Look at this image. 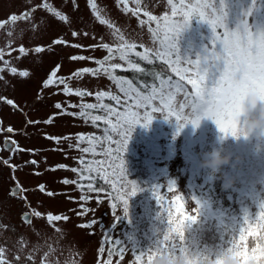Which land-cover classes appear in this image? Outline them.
I'll return each mask as SVG.
<instances>
[{"label":"rangeland","instance_id":"obj_1","mask_svg":"<svg viewBox=\"0 0 264 264\" xmlns=\"http://www.w3.org/2000/svg\"><path fill=\"white\" fill-rule=\"evenodd\" d=\"M42 2L0 0V20H6L13 14L31 13L28 21L0 29V49L5 52L4 60L18 69L16 74L8 69L0 72V248L4 249L10 264H43L45 252L61 261L68 254L73 264H108L109 261L110 264H136L132 244L124 237L126 222L123 220L113 228L115 216L121 212L120 207L114 215L108 197L104 193L88 192L86 187L82 190L78 184L86 185L88 181H81L79 171H72L83 167L81 159L89 162L103 159L101 144H98V152L95 149V153H85L82 149L92 145L89 140L81 138L93 135L103 143L107 126L103 120L96 124L92 119L78 115L81 112L79 106L91 103L117 107L115 100V104L110 101L111 95L123 98V94L116 81L103 71L97 75L84 73L80 77L73 74L84 68L100 67L96 61H103L109 55L107 49L100 45L108 44L115 48L120 43L119 35H113L115 28L120 29V34L129 43L153 47L149 26L142 25L140 21L148 19L145 11L162 16L166 11L170 12V8L167 0H139V5L130 0L128 8H141L137 17L131 11L123 10V4L118 5L117 0H95L102 15L112 21L114 27L109 28L96 19L89 0H50L56 10L69 18L68 21L59 20L43 8L32 11ZM237 6L233 0H228L232 26L237 20L234 12ZM252 27L264 29V20H253ZM8 31L13 35L9 36ZM73 31L78 35L73 37ZM206 31L204 26L193 22L179 41L182 49L188 44L195 47ZM56 39L66 40L68 44H53ZM72 44L82 47H72ZM20 46L28 50L27 55L20 54ZM38 46L44 51L35 53L33 50ZM73 55L92 59L73 61L69 59ZM109 63L127 67L118 55ZM57 65L60 66L57 75L64 77L73 90L80 88L91 95H66L64 85L54 84L45 88L44 81ZM0 67H3V61H0ZM23 70L29 72L28 77L19 76V71ZM97 92L110 95L97 101ZM8 100L13 104H8ZM56 103H60L62 108H55ZM85 111L91 116L106 114L101 108H97L95 113L88 109ZM153 115L155 119L150 125L146 128L137 125L131 137L133 149L151 157L157 164L159 186L174 182L188 208L194 205L192 198H197L200 204L222 213L227 219L243 214L246 208L255 212L257 204L264 203V139L225 136L208 118H202L196 127L187 124L177 134L174 118L165 120L159 112ZM9 127L12 132L7 131ZM5 140L10 142L9 148L5 147ZM150 147L156 152L151 154ZM218 147L231 154L230 164L215 171L201 167L204 154ZM31 160L37 163H28ZM65 179L77 183L64 184L62 181ZM229 180L234 183L225 190L222 185ZM99 181L102 184L103 180ZM14 183L21 191L12 189ZM40 185L45 186L44 192L39 190ZM48 192L53 195L49 196ZM163 192L166 193V188ZM82 194L90 199L81 201ZM171 195L167 194V198L170 199ZM98 196L102 203H97ZM82 204L89 211L78 215ZM37 211L42 214L40 217L35 216ZM26 212L29 213L28 222L22 219ZM49 213L67 216L68 219L48 222ZM85 224L91 226L81 227ZM134 230L136 242H149L144 231ZM105 233L122 243L126 249L123 259L119 246L109 255L110 245L104 242ZM101 246L104 247L103 252L100 251Z\"/></svg>","mask_w":264,"mask_h":264},{"label":"snow or ice","instance_id":"obj_2","mask_svg":"<svg viewBox=\"0 0 264 264\" xmlns=\"http://www.w3.org/2000/svg\"><path fill=\"white\" fill-rule=\"evenodd\" d=\"M129 2L130 0H117L118 5L123 4V10L131 11L133 15L139 17L141 8L139 6L132 9L128 8ZM131 2L139 5V0H131ZM227 3L228 0H167V7L170 8V12L166 11L162 16H154L145 11L144 15L148 19L140 21L142 25L147 24L149 26L148 30L152 34L153 47H146L141 44L139 47L144 48V51H136L137 45L126 41L124 36L120 34V29L115 28L113 35H119L120 43L115 48L108 44L100 45L109 53L103 61H96L100 67L95 69L84 68L73 74L80 77L84 73L97 75L103 71L116 81L123 94V98L111 95V99L117 102V107L91 103L79 106L81 112L78 115L90 118L93 122L103 120L107 127L104 129L103 143L98 137H89L88 140L92 146L82 149L85 153L90 151L95 153V144H101L103 159L93 160L89 163L81 159L80 163L83 167L79 170L72 169L73 172L79 171L81 181H88L86 185L78 184V187L82 190L86 187L88 192L104 193L110 200V207L114 215L117 207L121 206L123 216L127 217L129 198L143 190L136 182L128 179L123 158L131 134L137 125L148 127L154 118L153 113L159 112L165 120L175 119L177 132L186 124H192L195 127L202 118H208L225 136H235L238 129L234 114L238 96L247 86H253L258 88L264 97V30L260 27L248 26L252 25L253 20H264V0H233V3L238 5L234 8L237 18L234 26L229 22ZM89 6L101 24H106L109 28L114 27L112 21L102 15L95 0H89ZM38 8L47 10L61 21L69 20L66 15L52 6L50 0H43L32 11ZM30 15V12L10 15L6 20H0V29L10 25L14 26L19 21H28ZM245 19L247 24L242 25L241 21ZM193 22L196 25L204 26L207 31L203 39L198 40L195 47L188 44L182 49L179 41L183 34L192 27ZM152 24H155V27H152ZM7 34L11 36L13 32L8 31ZM77 35L76 31L72 32L73 37ZM53 44L67 45L68 41L56 39ZM71 46L82 47L77 44ZM33 51L41 53L44 48L38 46ZM19 52L21 55L28 54V50L23 46L19 47ZM133 54L153 67L159 61L161 65L166 66V69L147 70L130 59ZM117 55L121 61L125 62L126 68L120 63H109ZM4 56L5 52L0 49V61H3L0 72L8 69L12 74H16L18 72L17 67L10 66L9 61L4 60ZM69 59L76 61L92 59V57L73 55ZM59 68L60 66L57 65L51 71L44 81L45 88L54 84L64 85L63 92L66 95L75 94L79 97L91 95V93L80 88L73 90L64 77L57 75ZM116 69L123 71L131 69L134 73L152 76L153 79L149 83L148 81H133L132 79L117 77L113 75ZM19 76L28 77L29 72L26 70L19 71ZM105 95L110 94L97 92V101H101ZM7 103L13 104V101L8 100ZM55 108L61 109L62 105L56 103ZM97 108L103 109L106 114L91 116L89 112L85 111V109ZM7 131L12 132L13 129L9 127ZM8 143L9 141L5 140V144ZM11 143L15 144L16 142L11 141ZM104 144L107 146L104 147ZM5 163L7 162L5 161ZM28 163L35 165L37 161L31 160ZM59 167L65 166L60 165ZM94 172L96 175H93ZM98 177L103 180L102 184L98 183ZM62 183H77V181L65 179ZM165 188L166 193L162 192V189ZM39 190L44 192L45 186L40 185ZM16 191L21 190L17 189ZM151 193L159 206L160 211L157 215L167 225L153 247L160 251L164 249L177 251L181 249L184 242L185 224L197 220L199 204L195 202L196 207L191 209V212L195 213L194 215L184 211V204L179 203L184 198L178 194L174 182L171 181L165 186H154ZM167 194H172L171 200L167 198ZM48 195L52 196L53 193L48 192ZM89 199L90 197L87 195L82 194L80 196V200L83 202H87ZM192 199L195 201V198ZM97 203H102V198L99 196ZM173 208L179 215L174 214ZM81 209L82 211L78 212V215H85L89 211L84 204L81 205ZM41 215L40 212H35V216L40 217ZM115 218L119 219L120 216H115ZM61 219L67 220L68 217L51 213L47 215L48 222L60 221ZM92 223H96V221H92ZM90 226L91 224L81 225V227ZM238 231L239 236L234 235L228 241V246L242 244L245 252H247L249 237L254 238L264 232V203L260 205L259 211L253 218L249 219L247 214L245 215ZM104 242L110 245L109 255H112V250L119 246V254L123 259L122 254L126 249L121 246L122 243L119 240L105 233ZM152 248L145 251L133 250L136 264H144L145 254ZM257 248H259V244H257ZM100 251H104L103 246H101ZM255 251L256 249H253V252ZM4 256L5 252L0 253V264H5Z\"/></svg>","mask_w":264,"mask_h":264},{"label":"trees","instance_id":"obj_3","mask_svg":"<svg viewBox=\"0 0 264 264\" xmlns=\"http://www.w3.org/2000/svg\"><path fill=\"white\" fill-rule=\"evenodd\" d=\"M136 51L143 52L144 48L137 45ZM130 59H132L136 63H139L141 67H144L145 69L150 71L160 70L161 68L166 69V66L161 65L159 61H157L155 63V66L153 67L152 65H148L145 61L140 60L139 57H134V54L130 56ZM113 74L118 77H124L125 79H132L133 81L139 80L148 81L149 83H151L153 79L152 76H142L139 73H134V71L131 69L127 71L116 69ZM110 101L115 104L112 99H110ZM116 105L117 104H115V106ZM94 111L96 112V109L90 110L91 113H95ZM94 123L98 124L97 121H95ZM102 125L104 126L103 122ZM135 132L136 128L132 133ZM91 136L93 137V135ZM88 138L89 136H85L82 139L88 140ZM132 139L133 137L129 139L126 152L123 156L125 161L126 175L129 180L136 182V184L143 190L139 191L135 196L129 198L127 217L123 216V208L121 206H118L120 207L119 209H121V212L117 216H120V218L116 219V221L113 223V228L124 220L126 222L124 230L125 239L132 244L134 250L145 251L149 248H152L156 244L157 239L159 238L160 234L166 229L167 225L158 217L157 214L160 211L159 206L157 205L155 199L152 197L151 193V189L154 186H159V184H157V179L159 176L158 166L151 157L143 155L133 149ZM95 147L96 151L98 152V144H95ZM149 150L151 154L156 152L153 147H150ZM85 162L88 163L89 160ZM93 175H96V173H94ZM97 180L98 183H100L99 177L97 178ZM179 195L182 196L181 193H179ZM169 200H171V198ZM195 202H198L199 206L201 205L198 199L195 198L192 208L196 207ZM179 203L184 204V211L193 215L195 214L191 212L192 208H188L183 200ZM260 205L261 204H257L255 212H250L248 211V208H246L243 214L238 215L234 219H227L222 213L217 212L211 207L205 205V214L198 215L197 223L193 225L192 229L188 231L187 238L189 241L195 240L196 247L198 249L211 251L223 250L226 246H228V241L234 235H236L245 215L247 214L249 219L253 218L256 212L259 211ZM173 212L174 214L179 215L175 212V208H173ZM135 228L144 231V233L148 235L149 242L147 244L136 242L134 230ZM249 239L251 238L249 237Z\"/></svg>","mask_w":264,"mask_h":264},{"label":"clouds","instance_id":"obj_4","mask_svg":"<svg viewBox=\"0 0 264 264\" xmlns=\"http://www.w3.org/2000/svg\"><path fill=\"white\" fill-rule=\"evenodd\" d=\"M241 24H247V20L241 21ZM248 26L252 27V25ZM234 119L238 129L237 134L228 136L233 138L243 137L245 139L255 136L257 140L264 139V97H262L258 88L247 86L241 92L236 100ZM231 160V154L218 147L204 154V158L201 160V167L215 171L229 165ZM233 183L234 181L229 180L222 187L226 190L232 187ZM205 212L206 206L201 204L199 206V215H203ZM196 223L197 220L185 224L184 242L181 249L177 251L169 249L160 251L153 247L146 252L144 264H264V232L247 241V252H245L242 244L239 246H226L219 251H211L198 249L195 240H188L187 233ZM236 235L239 236V231H237ZM257 244H259V248H257ZM253 249H256V251L253 252ZM0 253H4V249L0 248ZM3 258L5 259V264H10L6 256ZM43 264H73V259L66 254L64 260L61 261L54 255L45 252Z\"/></svg>","mask_w":264,"mask_h":264},{"label":"water","instance_id":"obj_5","mask_svg":"<svg viewBox=\"0 0 264 264\" xmlns=\"http://www.w3.org/2000/svg\"><path fill=\"white\" fill-rule=\"evenodd\" d=\"M10 145H11V144H10V142H9L8 144H5V147L8 148V147H10ZM17 189H20V187L18 186V184H15L14 187H13V190L16 191ZM28 216H29L28 213H24V214L22 215L23 220H24V221H27ZM26 217H27V218H26Z\"/></svg>","mask_w":264,"mask_h":264},{"label":"flooded vegetation","instance_id":"obj_6","mask_svg":"<svg viewBox=\"0 0 264 264\" xmlns=\"http://www.w3.org/2000/svg\"><path fill=\"white\" fill-rule=\"evenodd\" d=\"M8 148H9V147H8ZM15 184H16V183H14V185H15ZM14 185H13V187H14ZM13 187H12V189H13ZM14 191H15V190H14ZM26 213H28V212H26ZM23 214H24V213H23ZM23 214H22V215H23ZM28 215H29V213H28ZM22 219H23V218H22ZM29 220H30V218H29V216H28L27 221H24V220H23V221H24V222H28Z\"/></svg>","mask_w":264,"mask_h":264}]
</instances>
